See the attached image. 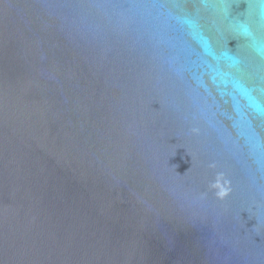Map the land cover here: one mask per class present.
<instances>
[{
  "label": "water",
  "instance_id": "95a60500",
  "mask_svg": "<svg viewBox=\"0 0 264 264\" xmlns=\"http://www.w3.org/2000/svg\"><path fill=\"white\" fill-rule=\"evenodd\" d=\"M0 264H264V0H0Z\"/></svg>",
  "mask_w": 264,
  "mask_h": 264
}]
</instances>
